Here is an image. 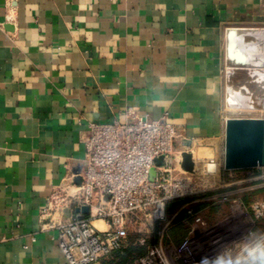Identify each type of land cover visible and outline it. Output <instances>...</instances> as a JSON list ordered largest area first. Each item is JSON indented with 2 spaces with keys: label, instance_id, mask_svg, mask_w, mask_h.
Instances as JSON below:
<instances>
[{
  "label": "crops",
  "instance_id": "obj_1",
  "mask_svg": "<svg viewBox=\"0 0 264 264\" xmlns=\"http://www.w3.org/2000/svg\"><path fill=\"white\" fill-rule=\"evenodd\" d=\"M257 27L264 0H0V264H66L44 210L83 164L90 124L129 105L153 118L168 111L194 161L199 144L210 151L199 157L224 162L228 85L256 83L245 69L228 76L226 36ZM247 169L245 192L264 199L261 169ZM195 201L200 215L221 214ZM180 213L186 236L193 220ZM180 229L168 233L176 243ZM245 248V264H260L263 239Z\"/></svg>",
  "mask_w": 264,
  "mask_h": 264
},
{
  "label": "built area",
  "instance_id": "obj_2",
  "mask_svg": "<svg viewBox=\"0 0 264 264\" xmlns=\"http://www.w3.org/2000/svg\"><path fill=\"white\" fill-rule=\"evenodd\" d=\"M249 77L252 79L251 74ZM238 89L249 92L246 85ZM183 138L181 127L171 121L168 111L153 118L133 105L120 118L90 124L83 138V164L53 189L44 210L45 224L57 230L66 264H99L113 256L127 246L126 224L131 216L145 213L154 220H166L169 204L175 200H180L175 216L187 209L186 220H193L189 237L179 244L175 257L163 244L150 247L142 264H242V256L227 255L229 248L206 250L192 243L196 226L206 222L194 207L183 203L200 186L196 162L193 171L182 166L185 149L179 142ZM218 164L214 157L204 158L205 175L213 176ZM258 168L264 176V165ZM218 196L228 201L230 194ZM218 196L208 194L201 199L215 201ZM83 206L89 207L88 213L82 212ZM252 208L256 218L263 217L264 199L255 200Z\"/></svg>",
  "mask_w": 264,
  "mask_h": 264
},
{
  "label": "rangeland",
  "instance_id": "obj_3",
  "mask_svg": "<svg viewBox=\"0 0 264 264\" xmlns=\"http://www.w3.org/2000/svg\"><path fill=\"white\" fill-rule=\"evenodd\" d=\"M238 29H230L227 32V56L230 62H234L233 67L243 68L242 64H238L237 56L242 53V49L239 47H232L229 43V32H235ZM232 58V60L230 59ZM229 69V67H228ZM247 73V72H246ZM246 79L249 80L250 77L246 74ZM254 86H251L252 91L259 98L263 97L264 89L258 84L253 83ZM244 85V83L238 84L236 87ZM230 85H228L229 87ZM233 86V85H231ZM260 87V88H259ZM228 92V88H227ZM227 97V95H226ZM227 102V98H226ZM260 104L256 109L245 110L241 108H230V106H225V114L229 117H258L264 118V110L261 111L259 108H262L263 100H259ZM206 145L196 144L194 148L195 152V161L198 173V179L200 181L199 191L194 193L183 200V203H188V208L196 207V199H201L208 194L218 196L222 193H229L230 197L228 201L219 200V196L214 203V206L219 208L221 211L218 218L211 220L209 219L208 214L210 209L206 208L201 212L203 219L206 221L205 226H196L197 234L201 236H206L211 240L212 243H209L211 247L215 248H229L227 249V255H240L245 247H252L256 244L258 240L263 239L264 242V216L261 218H256L252 204L255 201L253 193H246L245 188L248 187L251 183L245 182L243 179L251 174L250 169H234L226 170L224 168V162L220 161V164L216 167V173L213 176H206L203 170L204 167V158L200 156H206L210 151L205 148ZM192 148V147H191ZM186 151L190 152L188 148ZM250 172V173H249ZM206 202V201H204ZM175 212H169L166 220H154L152 217L146 215L145 213H140L129 218L128 223L126 224V237L127 245L133 243L146 244L147 252L150 247L158 244H163L167 252L175 257L179 252V244L175 242L172 238L168 237V232L170 228L174 225L177 216ZM108 226H101V228H107ZM190 227H193L191 222ZM195 234V237L197 236ZM203 234V235H202ZM189 237L187 234L184 237V240ZM231 241L237 240L242 241L243 245L236 246L232 243L230 246L226 245L229 239ZM206 242H201V246H206ZM195 242L194 240L192 243ZM207 247V246H206ZM205 247V249H206ZM209 247V246H208ZM147 254V253H146ZM256 252L252 251V254L247 257H252ZM144 257V256H143ZM245 257H242V264L246 263L244 260ZM141 258L135 264H142ZM256 264V263H254Z\"/></svg>",
  "mask_w": 264,
  "mask_h": 264
},
{
  "label": "water",
  "instance_id": "obj_4",
  "mask_svg": "<svg viewBox=\"0 0 264 264\" xmlns=\"http://www.w3.org/2000/svg\"><path fill=\"white\" fill-rule=\"evenodd\" d=\"M232 60V58H230ZM237 70L230 68L228 76ZM247 74L250 76L249 71ZM251 82V79H249ZM232 85V84H231ZM246 85V84H244ZM162 159H158V164ZM264 165V118L230 117L226 121V140L224 168L226 170L247 169ZM182 166L187 171H193L195 163L191 152L183 153ZM80 179L76 178V182ZM180 200L170 202L169 210H174ZM82 212L88 213L89 207L83 206Z\"/></svg>",
  "mask_w": 264,
  "mask_h": 264
},
{
  "label": "bare ground",
  "instance_id": "obj_5",
  "mask_svg": "<svg viewBox=\"0 0 264 264\" xmlns=\"http://www.w3.org/2000/svg\"><path fill=\"white\" fill-rule=\"evenodd\" d=\"M228 37L232 47L243 50L236 58L238 64H242V67L249 71L252 76L251 82L258 83L264 89V27L238 29L235 32H229ZM246 87L249 89L248 93L230 85L226 97L227 106L252 110L259 106L261 98L263 105L259 109L263 111L264 92L263 97L259 98L249 85Z\"/></svg>",
  "mask_w": 264,
  "mask_h": 264
},
{
  "label": "trees",
  "instance_id": "obj_6",
  "mask_svg": "<svg viewBox=\"0 0 264 264\" xmlns=\"http://www.w3.org/2000/svg\"><path fill=\"white\" fill-rule=\"evenodd\" d=\"M182 219L181 213L177 215L174 225L170 228L169 231H172L173 228H181L180 232L173 233L174 238L179 240L177 244H180L184 240L185 228L179 225ZM169 233V232H168ZM184 236V237H183ZM147 253L146 244L131 243L120 250H117L114 254V257L110 260H105L104 264H135L137 261L145 256ZM264 263V257L261 258L260 264Z\"/></svg>",
  "mask_w": 264,
  "mask_h": 264
}]
</instances>
